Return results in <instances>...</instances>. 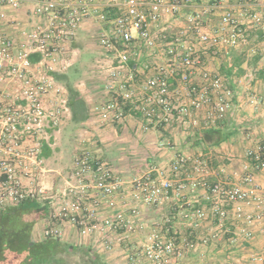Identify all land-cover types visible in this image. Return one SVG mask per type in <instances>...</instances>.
I'll return each mask as SVG.
<instances>
[{"label":"built area","instance_id":"1","mask_svg":"<svg viewBox=\"0 0 264 264\" xmlns=\"http://www.w3.org/2000/svg\"><path fill=\"white\" fill-rule=\"evenodd\" d=\"M227 1L0 0V206L47 205V238H62L64 223L81 236L110 240L121 231L144 234L129 264H186L187 251L215 243L228 221L245 224L246 240L253 238L255 224L264 231V142L246 151L240 170L232 168L234 156L212 170L206 159L176 152L166 172L152 167L127 179L95 150L94 139L83 136L64 184L52 188L41 180L47 171L39 159L41 135L48 122L57 124L68 112L66 88L55 74L72 65L85 33L100 55L96 71L105 98L93 105L91 115L101 126L132 118L143 133L178 128L190 134L224 120L233 110L232 93L223 76L208 68L206 56L247 44L250 28L264 30V0L263 9L252 5L247 22L225 9L208 29L209 16ZM187 8L193 11L185 13ZM21 9L30 24L11 32L9 11ZM180 18L183 27L173 28ZM145 58L149 62L143 65ZM252 103L257 106L258 99ZM213 172L219 179L211 182ZM198 190L206 207L195 208L187 194ZM171 194L193 207L184 214L191 226L214 218L216 228L183 246L170 217L150 226L139 219L133 200L152 207ZM250 262L264 264V248Z\"/></svg>","mask_w":264,"mask_h":264},{"label":"crops","instance_id":"2","mask_svg":"<svg viewBox=\"0 0 264 264\" xmlns=\"http://www.w3.org/2000/svg\"><path fill=\"white\" fill-rule=\"evenodd\" d=\"M262 3V0H228L224 3L222 9H231L235 11L240 20L247 22V12L252 9V5H256L255 8L257 9H263ZM185 10V13L193 11L191 8ZM9 12L11 13L12 20H14L11 26H9L11 32L17 33L23 25L30 24L28 15L24 9L11 10ZM222 12L223 11H221V14ZM216 14L217 12L212 13L211 16L215 17ZM216 17L213 18L215 21L218 19ZM215 23L218 24L217 22ZM216 24H212L210 27L213 28ZM183 25V18H180L173 22L172 27L179 29L183 27ZM247 34L249 36V42L247 44L238 48H223L226 49L225 53L218 54L216 58H213L215 62H210L208 65V68L223 76L225 88L232 93L231 96L234 98V101L232 103L233 110L231 113H229L224 120L213 125L211 128H196L190 134L183 133L178 128L153 131L151 135L157 136L156 138L159 137V134L164 135V137L168 139V142H176V145L169 149L161 150L157 147V149L152 150V156L148 160V170L152 167H157L162 169L166 168V172L176 152H185L203 159L214 157L216 160L218 159L219 162L217 167L221 164V159L234 156L235 162L232 166L240 170L243 163L247 161L246 151L249 148L256 147L258 143L264 142V78L258 76V74L264 70V30H259L257 35H254V30H248ZM76 47L78 48V44H76ZM235 51L238 52L235 53ZM75 54L74 56H76ZM236 57H240L242 62L241 67L244 73L239 74L238 67L236 66L232 70V74L226 77L222 71L223 65L227 64V66L231 67ZM71 61V66L75 65L76 58H71ZM146 62H149V60L145 58L141 61V64L144 65ZM69 67L64 73L68 71ZM79 74L80 73L69 74L67 80L73 83L74 89L83 97L80 108L74 105L75 114L69 102L70 90L66 87L64 82L66 77L60 74L59 76H61V79H57L58 82L66 88L68 112L57 124H53L51 121V123L48 122L46 124V133L41 135L42 146L39 159L42 160L45 167L47 166V162L54 159L65 145H67L68 149L71 147V149L73 148L76 152L77 146L84 138L83 136H86L89 140L93 141L94 139V141L99 142L95 145V150H97L118 173L126 177L133 175L141 169L142 165V162H137L134 159L145 154L141 148H136L139 146L137 143L139 141L141 142L143 136V132L139 130L138 122L130 118L123 123L101 126L97 119L91 115V109L93 105L103 101L105 98L102 88L96 92L92 91L89 83L81 82ZM233 93L235 94L234 96ZM237 96L239 98H237ZM253 98L258 99L257 106L253 105ZM237 107L242 108L239 113L244 112L246 115L245 118L239 119L234 116ZM220 131H227L229 134L228 139L219 141ZM134 141H137L135 146ZM147 154H149V152ZM125 162L129 163L126 164ZM115 163L116 167L114 166ZM121 164L122 166H120ZM216 168L212 170H216ZM218 179L219 175H216L215 172L209 177L211 182ZM232 179L236 178L232 177ZM260 179L264 182V172L260 174ZM187 194L194 201L195 208L207 206L202 198V190H198L195 194ZM132 204H136L139 207V219L146 222L149 226L154 222H159L164 218L170 217L173 220L172 233L175 232L174 229L177 230L176 236L183 246L186 241L196 242L200 236L216 228V220L214 218L204 221L199 227L191 226V222L184 218V214L190 212L193 207H189L186 204L184 197L174 194L165 198L162 203L152 207H147L143 202L134 200ZM3 207L4 206H0V208ZM129 208L130 207L126 208L127 212ZM24 214L29 215L25 217L27 218L25 221L23 219L19 222L21 227L19 229H23L25 224H32L30 230L31 240L40 242L47 239V237L44 236V228L50 222L49 210L45 216L40 215L34 210L30 212L27 211ZM146 216H150V218L148 217L145 221L143 219H145L144 217ZM18 221L19 219L17 222ZM35 222L41 225L40 233H38L39 235H35L32 232L33 223ZM243 226H245L244 223H233L228 221L219 239L215 243L208 247L197 246L193 250H188L183 261L186 264H203L205 262L210 264H250L251 255L261 252L264 248V231H262V224H255L252 227L254 231L253 238L246 240L242 236ZM59 227L62 228V238L68 241L78 242L85 239L86 245L91 239H93V243L99 241L101 247L110 250L107 252L112 254L114 264L121 263L119 256L122 252H128V254L131 255L138 247L137 244H140L144 237V234L141 233L127 234L121 231L118 232L117 235H110V240L108 238L105 239L103 236H81L77 228L70 223H64ZM106 244L109 245L108 249L106 248ZM72 246L78 247V244H73ZM6 252L9 256L13 254L9 250ZM0 264L13 263L7 261V258H4Z\"/></svg>","mask_w":264,"mask_h":264},{"label":"rangeland","instance_id":"3","mask_svg":"<svg viewBox=\"0 0 264 264\" xmlns=\"http://www.w3.org/2000/svg\"><path fill=\"white\" fill-rule=\"evenodd\" d=\"M221 11H223L222 8H219L216 11L217 17H216V15H215V17L218 18L217 21H215L213 19V18H215L214 16L213 17L211 15L209 16L210 18H208L209 19L208 22L210 24H208V26H207L208 29L211 30L212 27H210V25L216 24L215 22H217V23L219 22L218 20L221 17ZM249 30H254V35H257L258 31L261 29L250 28ZM78 48H79V50L76 52V54H75L76 56H73L74 58H76V61H75L76 63H75V65H73L71 67L79 68L78 72L80 73L79 75H80L81 82L89 83L91 90L96 92L97 90H100L102 88L101 86L103 84V79L100 76V74L96 71L97 70L96 66L98 64V58L100 55H99L98 50L96 49L95 40L93 39V37L91 38L88 36L87 33H85L79 39ZM225 51H226V49L222 48L221 50H219V52L217 54H214L211 52L209 54H207V56H206L207 65H209L210 62L211 63L215 62V61H213L214 60L213 58H216V56L218 54L225 53ZM237 52L238 51H235V53H237ZM71 67H69V68H71ZM234 95L235 94L233 93V96ZM237 98H239V97L237 96ZM233 101H234V98H232V103H233ZM240 109H242V108L241 107L236 108L234 116L236 118H239V119L245 118L246 115L244 114V112L239 113ZM248 116H249V114H248ZM151 133L152 132L143 133L141 142L139 141L137 143L139 146H137L136 148H141V150L145 154L142 156H138L134 159L137 162H142L141 169L138 172H135L133 174L134 176L143 174L149 169V168H147V166H149L148 160L152 156L151 155L152 150L157 149V147H159L161 150L169 149L171 146L174 147L176 145V142L175 143L171 142L168 145V139L165 138L164 135L159 134V137H158L159 139H158V138H156L157 136L151 135ZM136 142L134 141V146L136 145ZM161 142L163 143L162 147L159 146V144ZM95 143L98 144L99 142L96 141ZM148 152H149V154H147ZM74 153H75V150L73 148L71 149V147H70V149H68L67 145H65V147H63V149L61 148V151L59 152V154L54 159H51L50 162H47V166H45V167H47L46 168L47 171L45 172V174L41 178V180L46 185H48L52 188H58L61 185H63L65 179L70 174ZM118 156H120V155H118ZM206 160L208 162L209 167H211L212 169H215L217 167V165L219 164L218 159L216 160V158H214V157H208ZM221 160L222 161L220 163L225 162L226 159H221ZM234 162H233V164H234ZM127 163H129V162H127ZM123 165H125V164H123ZM114 166L116 167V163ZM120 166H122V164ZM112 168H114V167H112ZM232 168L236 169L234 166H232ZM133 175H131L129 177H126V176H124V177L129 179L131 177H134ZM160 205H162V204H160ZM28 215L29 214H22L19 217V221H21L23 219L25 221L27 219L25 217H28ZM148 217L150 218V216H146V217H144L145 219H143V220L146 221L148 219ZM40 227H41V225L38 222L33 223L32 232L35 235H39L38 233H40L39 232ZM59 240L62 242L68 243L70 245L78 244V247L81 248V249H76L75 251H72V252L70 251L71 253H67V252L65 253L64 257H65L67 264H92V261L93 262L97 261L100 264H102V263L114 264V259L112 257V254L107 252L110 250H106L105 248L101 247V245L99 244V241L96 243H93V239H91V241L87 242V245H86L85 239H83V241L81 240L78 242L71 241V240L68 241V240L63 239V238H59ZM142 242H143V240H142ZM142 242L140 244H137V246H138L137 248H141ZM82 248H88L89 251L86 253L83 251ZM23 256H24L23 252H20V251L19 252H13V254L10 257H8L7 261H11V263L17 264L19 262L18 260L21 259ZM129 256L130 255L128 254V252H122V254L119 256V259L121 260L120 264H129L128 263ZM145 264H149V263H145Z\"/></svg>","mask_w":264,"mask_h":264},{"label":"trees","instance_id":"4","mask_svg":"<svg viewBox=\"0 0 264 264\" xmlns=\"http://www.w3.org/2000/svg\"><path fill=\"white\" fill-rule=\"evenodd\" d=\"M242 62L240 57H236L232 66L227 64L223 65V73L226 77L232 74L234 67H238V73L243 74L244 70L241 67ZM79 68L71 67L65 73H56V79H61V76L66 77L64 80L66 87L70 90L69 96L71 107L74 110V105L79 106L83 102V97L73 87V83L68 80L69 74L79 73ZM62 74L61 76H59ZM259 77L264 78V70L258 74ZM78 118V117H77ZM219 141L228 139L229 134L227 131H220ZM36 211L40 215L45 216L49 210L47 205H42L35 201H25L15 206H8L0 208V263L4 258L10 257L7 254V250L10 252H23L24 256L19 259L17 264H67L65 260V253H71L76 249H81L76 246H72L68 243L62 242L59 239L47 238L40 242H34L30 238V230L32 224H25L23 229L19 225L17 220L19 217L27 211ZM16 220V221H15ZM27 230V231H26ZM84 252H88V248H82ZM71 251V252H70ZM92 264H100L99 262H93ZM105 264V263H102Z\"/></svg>","mask_w":264,"mask_h":264}]
</instances>
